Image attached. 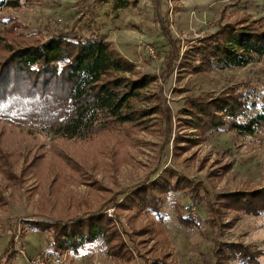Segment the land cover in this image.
<instances>
[{
  "label": "rangeland",
  "instance_id": "374dc122",
  "mask_svg": "<svg viewBox=\"0 0 264 264\" xmlns=\"http://www.w3.org/2000/svg\"><path fill=\"white\" fill-rule=\"evenodd\" d=\"M262 18L264 0H139L136 7L118 10L101 0H27L2 11L0 60L8 56V46L59 33L103 35L139 72L157 75L148 88L153 97L148 105H160L161 111L148 129L127 139L99 133L88 141L54 140L0 123V264H30L39 254L48 264H216L220 240L253 244L263 251L264 262V214L227 212L216 228L206 201L195 203L172 191L165 196L158 235L157 216L120 206L128 192L167 167L202 181L212 199L264 186V127L255 136L229 127L200 136L179 120L189 97L217 95L232 86L264 104V57L242 68L196 74L177 64L172 69L167 60L227 24ZM179 135L187 138L177 142ZM103 211L121 228L124 258L108 255L99 243L54 254L47 232L23 224ZM180 213L196 218L199 226H184Z\"/></svg>",
  "mask_w": 264,
  "mask_h": 264
},
{
  "label": "trees",
  "instance_id": "16d2710c",
  "mask_svg": "<svg viewBox=\"0 0 264 264\" xmlns=\"http://www.w3.org/2000/svg\"><path fill=\"white\" fill-rule=\"evenodd\" d=\"M27 0H0V14L21 7ZM114 9L136 7L139 0H101ZM183 53L167 57L174 69L202 73L242 68L264 57V18L240 25L227 24L218 31L191 41ZM0 60V123L42 133L50 139L88 141L99 133L129 138L152 125L160 105H148V88L157 75L139 72L114 42L100 35L85 37L64 32L50 38L8 46ZM256 110V111H254ZM179 120L195 135L229 127L243 136H255L264 127V104L239 86L217 95L189 97ZM187 138L179 135L177 142ZM195 142L194 139H185ZM196 143V142H195ZM202 181L186 178L167 167L158 176L128 192L121 205L137 213L158 217L163 232L165 196L183 192L193 202L206 201L216 228L227 212L264 214V186L230 191L209 197ZM186 227L199 226L191 215H179ZM25 226L48 233L52 253L79 252L86 244L99 243L114 258H124L127 246L116 219L103 212L55 220H23ZM216 264H264L263 251L244 241H219ZM157 264H162L157 262Z\"/></svg>",
  "mask_w": 264,
  "mask_h": 264
},
{
  "label": "built area",
  "instance_id": "2783aa9c",
  "mask_svg": "<svg viewBox=\"0 0 264 264\" xmlns=\"http://www.w3.org/2000/svg\"><path fill=\"white\" fill-rule=\"evenodd\" d=\"M149 52L153 55H155L154 48L150 47ZM30 264H48L47 257L43 254L36 255L34 258L32 257L29 260Z\"/></svg>",
  "mask_w": 264,
  "mask_h": 264
}]
</instances>
